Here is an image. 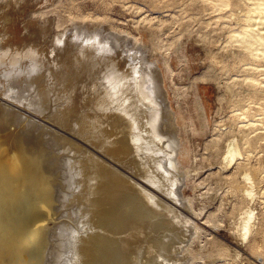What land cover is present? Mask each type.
<instances>
[{
    "label": "rangeland",
    "instance_id": "obj_1",
    "mask_svg": "<svg viewBox=\"0 0 264 264\" xmlns=\"http://www.w3.org/2000/svg\"><path fill=\"white\" fill-rule=\"evenodd\" d=\"M206 3L199 0H11V3L0 0V53L7 54L0 61V146H3L0 153L19 145L22 152L32 153L30 155L47 163L48 168H55V186L60 188L57 204L61 206L56 222L62 225L61 230L56 226V231L61 236H70L72 228L81 234L85 232L87 209L80 192V165L88 154L86 150L93 149L107 156L104 148H98L100 145L79 124L85 113L96 110L94 99L98 89L94 86L103 74L104 65L103 61L98 64L93 60L96 52L88 39L102 35L109 43L111 59H116L118 64L152 70V82L160 81L157 87L165 90L171 101L172 117L179 109L188 125L187 129L181 127L180 134H169L166 152L160 158L167 162L165 170L174 171L169 164L180 161L189 173L182 175L180 192L173 190L182 201L166 196L165 191L150 184L133 165L117 159L121 164L119 169L139 179L147 190L164 196L166 212H169L167 206H171L176 214H187L200 225L201 229L195 233V225L189 223L191 233L185 240L187 243L184 241L186 245L183 243L168 261L181 263L180 258L190 248L205 258L214 236L229 247L225 257L216 259L217 264H264V174L255 173L256 195L251 202L243 193L245 181L240 177L242 167L251 172L258 167L264 170V145L260 144L248 155L244 153L238 165L225 170L219 163L220 153L210 146L214 139L219 138L223 143L239 133L240 126L246 125L242 116L235 117L238 110L234 100L248 77L264 86V55L259 54L249 63L239 41L232 38L236 31H241L238 20L243 12L241 8L211 9ZM11 10L14 17L9 26L5 15ZM90 20L94 23L90 24ZM154 36L158 52L149 47ZM101 51L99 54H103ZM28 52L33 55H26ZM13 53L24 55L12 62L9 56ZM253 66L263 71L247 73ZM198 99L207 109V130L203 134L200 118L195 113ZM167 119L162 115L160 122L166 123ZM247 119L251 120V116ZM182 144L187 155L184 158L178 155L176 159L174 151L180 153ZM233 183L238 185L237 189H231ZM183 197L191 201V206ZM150 203L156 205L154 201ZM97 207L89 204L90 214L92 208L96 212ZM248 207L258 220L253 236L256 243L261 244V252L248 248L247 240L240 241L232 234L233 222L242 217ZM54 243L50 239L49 244ZM61 247V256L66 257L68 250L64 248V240ZM236 252L241 256H236ZM46 258L49 264H65L66 260ZM202 258L197 264H204Z\"/></svg>",
    "mask_w": 264,
    "mask_h": 264
},
{
    "label": "bare ground",
    "instance_id": "obj_2",
    "mask_svg": "<svg viewBox=\"0 0 264 264\" xmlns=\"http://www.w3.org/2000/svg\"><path fill=\"white\" fill-rule=\"evenodd\" d=\"M9 1L11 3V0ZM199 1L203 4L207 2L211 9L241 8L243 12L238 18L241 31H236L232 38L239 41L245 59L249 63L259 54L264 55V0ZM7 12L5 18L11 26L14 13L12 10ZM91 23L94 21L90 20ZM88 40L96 52L93 60L98 64L103 61L104 69L99 82L94 86L98 89L94 99L96 110L85 113L79 124H81L80 128L100 145L98 148H104L107 156L88 149L86 150L88 154L84 156V165L83 162L80 165V173H82L80 192L84 195L83 203L87 209L85 232L81 234L77 229L72 228L70 236H61V233L56 231V226L61 230L62 225L56 222L61 206L57 204L60 199H58L60 188L57 189L55 186L56 177L53 171L55 168H48L47 163L45 164L37 156L30 155L32 153L26 154L25 150L22 152L19 145L14 146L13 149H4L0 153V264H45L47 256L56 257L58 260L66 258L65 264H171L168 257L175 256L173 252L183 245L191 233L189 223L195 225V233L201 229L200 225L190 220L193 217L176 214V209L171 206H167L169 212L167 209L166 212L163 206L167 204L162 194L147 190L140 185L139 179L128 176V172L118 167L120 161L129 162V165H133L150 184L161 192L165 191L166 196L169 195L168 197L176 199L177 202L180 199L182 201V198L177 197L175 193L180 192L182 175L187 176L189 173L180 161L169 164L174 171L165 170L167 162L160 159L166 152L165 145L169 141L167 140L169 134H180L183 132L181 127L184 129L188 127L181 110L177 105L178 110L173 112L175 117H172L171 101L165 90L157 87L158 80L156 79V84L152 82L151 69L146 70L142 66L134 67L131 64L123 67L118 64L116 59H111L109 43L102 35L93 36ZM149 47L156 52L159 51L155 36ZM101 49L103 54H99ZM5 53H0V61L7 56ZM27 54L33 55L32 52ZM23 55L13 53L9 58L13 62L21 59ZM164 62L167 65V62ZM249 70L263 71L256 66L247 69V73ZM156 77L159 78L158 75ZM261 83L252 77L246 78L243 83L245 86L238 89L239 97L234 100L238 110L235 117L242 116L246 125L238 126L239 133L227 138L223 143L217 138L210 144L215 148V152L220 153L219 163L224 170L238 165V159H242L244 153L248 155L260 144L264 145V86ZM195 108V113L200 118V132L203 134L207 130V109L200 99L195 104ZM162 115L168 117L166 123L160 122ZM248 116H251V120L247 119ZM256 116L258 118H255ZM251 132L255 134L250 135ZM167 147L169 148L170 145L167 144ZM179 151L180 153L174 151L176 153L174 158L178 159L180 157L178 155L184 158L188 152L184 145ZM255 173L264 174V170L260 167L253 172L243 167L240 170V177L245 181L243 193L250 202L256 195ZM237 188L236 183L231 184V189ZM174 189L176 191L173 194ZM69 199L74 198L69 197ZM150 200L156 205H152ZM187 202L191 206V201L187 199ZM89 204L95 207L97 205V211L92 208L93 213L90 214ZM192 211L194 212L193 208ZM242 215L233 222L232 234L240 241L247 240L248 248H255L256 251L261 252L262 246L256 243L253 236L257 232L258 221L253 210L248 207ZM91 226L97 229L93 230ZM182 228L187 232L182 231ZM50 239L55 241L52 246L49 244ZM62 240L65 241L64 248L68 250L66 257L61 256ZM210 240H212L211 247L205 258L201 257L200 252L187 248L179 264H197V260L201 258L204 259V264L211 262L217 264L216 259L225 257L229 247L214 236ZM239 245L243 246L242 243ZM238 252L236 256L240 257ZM162 256L163 259L160 258ZM187 260L190 261L187 263Z\"/></svg>",
    "mask_w": 264,
    "mask_h": 264
}]
</instances>
